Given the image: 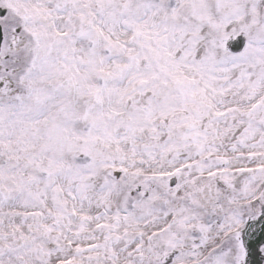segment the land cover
Returning a JSON list of instances; mask_svg holds the SVG:
<instances>
[{
    "label": "snow or ice",
    "instance_id": "6c2138e0",
    "mask_svg": "<svg viewBox=\"0 0 264 264\" xmlns=\"http://www.w3.org/2000/svg\"><path fill=\"white\" fill-rule=\"evenodd\" d=\"M0 264H264V0H0Z\"/></svg>",
    "mask_w": 264,
    "mask_h": 264
}]
</instances>
